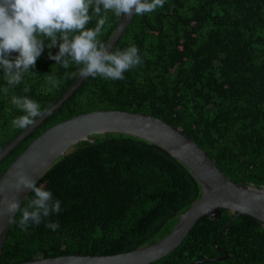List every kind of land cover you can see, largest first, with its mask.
Segmentation results:
<instances>
[{
  "label": "trees",
  "instance_id": "trees-1",
  "mask_svg": "<svg viewBox=\"0 0 264 264\" xmlns=\"http://www.w3.org/2000/svg\"><path fill=\"white\" fill-rule=\"evenodd\" d=\"M106 44L121 21L108 14ZM96 19L88 25L95 27ZM49 41H45L47 45ZM135 44L142 65L124 80L91 78L0 163V178L25 148L50 127L96 110H124L160 118L186 133L234 182L264 189V0H166L163 8L135 16L113 50ZM44 49L23 82L7 86L0 70V150L24 129L13 96H29L46 111L79 76L72 64L56 65ZM18 55L12 54V59ZM62 81L51 89L46 75ZM30 91L25 93L24 88ZM75 144L45 172L37 186L61 202V212L22 230L18 212L0 264L61 255H115L168 236L203 195L189 169L145 139L105 133ZM31 192L28 197H31ZM27 197V198H28ZM27 199L21 208L27 207ZM223 209L206 215L183 243L153 264H264V224L235 219ZM59 222L52 231L46 223ZM228 253L226 260L214 244Z\"/></svg>",
  "mask_w": 264,
  "mask_h": 264
},
{
  "label": "water",
  "instance_id": "water-1",
  "mask_svg": "<svg viewBox=\"0 0 264 264\" xmlns=\"http://www.w3.org/2000/svg\"><path fill=\"white\" fill-rule=\"evenodd\" d=\"M134 17L135 14L131 17H122L113 35L105 44L109 51H112L122 38ZM88 78L78 76L70 87L44 111L43 117L36 118L34 126L27 130L24 129L9 141L0 150V163L58 111ZM105 133H121L139 137L164 149L189 169L203 189L202 197L181 215L179 222L168 236L152 245L115 255H61L36 258L15 264H153L176 250L206 215L219 217L223 209L235 212L220 235L241 215L252 216L264 224V189L251 184L234 182L186 133L152 115L116 109L96 110L74 116L44 131L18 155L1 176L0 186L5 188V192L0 195V261L8 233L18 214L17 212L9 217L2 201L5 197L11 199L16 196L22 207L31 193V190L15 193L10 188L13 174L23 171L33 177L37 185L53 163L75 144L81 141L92 143L90 136ZM5 181L9 183L5 184ZM214 244L225 256L204 261L226 260L228 253L217 246V239ZM200 262L203 261L188 264Z\"/></svg>",
  "mask_w": 264,
  "mask_h": 264
},
{
  "label": "clouds",
  "instance_id": "clouds-1",
  "mask_svg": "<svg viewBox=\"0 0 264 264\" xmlns=\"http://www.w3.org/2000/svg\"><path fill=\"white\" fill-rule=\"evenodd\" d=\"M166 0H0V70L7 86L2 89L5 95L9 87L23 82L26 73L35 68L44 49L57 47L56 55L49 59L56 61L64 69L75 64L82 78L99 77L105 80H124L125 73L142 65L143 58L135 44L123 50L109 51L101 41L108 13L114 16H143L163 8ZM96 19L95 27L88 25ZM49 41L46 45L45 41ZM17 53L12 59V54ZM35 75V74H33ZM51 89L62 83L54 75H46ZM30 91L29 87L24 92ZM11 103L23 115L13 119V127L29 129L37 119L45 114L40 104L29 96H13ZM10 188L15 193L31 190L27 207L21 208L16 196L2 201L6 214L11 217L21 213L18 225L26 230L30 224L39 225L43 218L61 212V202L53 199V194L37 186L33 177L18 171L11 178ZM8 184V181L4 182ZM5 188L0 186V195ZM259 199V197H257ZM52 231L59 228V222L46 223Z\"/></svg>",
  "mask_w": 264,
  "mask_h": 264
}]
</instances>
